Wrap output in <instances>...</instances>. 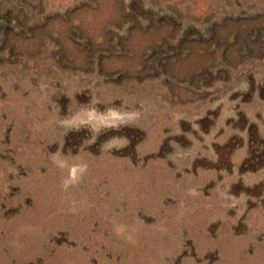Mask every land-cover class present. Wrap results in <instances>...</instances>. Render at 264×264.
<instances>
[{
    "label": "rangeland",
    "instance_id": "obj_1",
    "mask_svg": "<svg viewBox=\"0 0 264 264\" xmlns=\"http://www.w3.org/2000/svg\"><path fill=\"white\" fill-rule=\"evenodd\" d=\"M0 264H264V0H0Z\"/></svg>",
    "mask_w": 264,
    "mask_h": 264
}]
</instances>
